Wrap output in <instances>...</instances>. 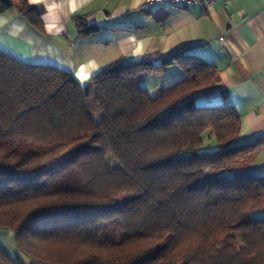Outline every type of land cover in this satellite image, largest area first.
<instances>
[{"label":"trees","instance_id":"trees-1","mask_svg":"<svg viewBox=\"0 0 264 264\" xmlns=\"http://www.w3.org/2000/svg\"><path fill=\"white\" fill-rule=\"evenodd\" d=\"M11 7L45 32L28 0ZM172 65L183 77L151 96ZM217 77L177 51L82 84L0 50V229L26 257L0 244V264H264V174L237 172L259 140L234 143L233 105L196 102Z\"/></svg>","mask_w":264,"mask_h":264},{"label":"crops","instance_id":"crops-1","mask_svg":"<svg viewBox=\"0 0 264 264\" xmlns=\"http://www.w3.org/2000/svg\"><path fill=\"white\" fill-rule=\"evenodd\" d=\"M142 2L28 0L38 9L45 32L11 7L0 13V50L23 62L55 65L82 84L116 60L156 62L172 52L198 53L218 71L217 80L197 94L198 100L235 107L240 117L235 144L259 140L252 159L237 172L264 174V0L148 10L141 9ZM76 16L97 29L79 34ZM182 77L174 71L154 88ZM0 244L14 246L11 230L0 229Z\"/></svg>","mask_w":264,"mask_h":264},{"label":"built area","instance_id":"built-area-1","mask_svg":"<svg viewBox=\"0 0 264 264\" xmlns=\"http://www.w3.org/2000/svg\"><path fill=\"white\" fill-rule=\"evenodd\" d=\"M215 0H143L141 9L148 10L153 6H169L174 9H187L195 4L210 6Z\"/></svg>","mask_w":264,"mask_h":264},{"label":"rangeland","instance_id":"rangeland-1","mask_svg":"<svg viewBox=\"0 0 264 264\" xmlns=\"http://www.w3.org/2000/svg\"><path fill=\"white\" fill-rule=\"evenodd\" d=\"M13 9H15V8H13ZM174 71H177V68L175 67V66H169V68L167 69V75H170L171 73H174ZM160 74H158V76H159ZM150 79H153V77L151 76V78ZM145 85L147 84V82L146 83H144ZM148 86H149V83L147 84ZM146 85V86H147ZM148 90H149V92H150V95L151 96H154V95H156L157 94V92H158V90L157 89H155L154 88V86L153 87H149L148 88ZM196 102H200V101H196ZM7 249H8V251L11 253V254H18L19 256H21L22 258H24V259H26V257L24 256V255H22L21 253H19V252H17V250H16V248H15V246H13V247H7Z\"/></svg>","mask_w":264,"mask_h":264}]
</instances>
